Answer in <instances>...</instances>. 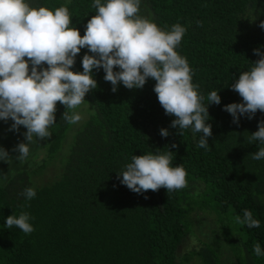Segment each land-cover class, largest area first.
Instances as JSON below:
<instances>
[{"label": "trees", "instance_id": "obj_1", "mask_svg": "<svg viewBox=\"0 0 264 264\" xmlns=\"http://www.w3.org/2000/svg\"><path fill=\"white\" fill-rule=\"evenodd\" d=\"M26 2L53 11L66 6L69 26L81 36L95 15L94 0ZM138 14L164 31L184 26L175 51L187 59L192 83L199 85L205 104L207 95L219 90L221 104L208 106L209 148L197 147L200 134L194 139L190 130L180 135L169 127L173 117L158 103L155 81L142 89L120 85L113 93L103 70H94L97 88L85 103L67 110L57 102L51 137L31 146L37 164L0 182V264H264V256L253 253L256 243L264 250V160L251 158L261 145L248 143L264 114L241 117L237 127L222 111L241 102L228 86L253 67L254 49L264 52V30L258 26L264 0H141ZM86 52L77 55L72 71L82 72ZM64 111L83 118L69 124ZM2 123L0 147L13 157L26 129L2 132ZM162 128L169 131L167 138L159 135ZM168 150L172 166L182 165L188 174L186 188L136 194L117 180L133 155ZM28 187L36 191L30 201L21 195ZM245 209L260 221L258 228L235 222ZM21 212L31 217L29 235L4 226L9 215ZM191 236L196 245L182 250Z\"/></svg>", "mask_w": 264, "mask_h": 264}, {"label": "clouds", "instance_id": "obj_2", "mask_svg": "<svg viewBox=\"0 0 264 264\" xmlns=\"http://www.w3.org/2000/svg\"><path fill=\"white\" fill-rule=\"evenodd\" d=\"M141 0H94L95 15L85 25L83 36L72 23L69 9L57 7H31L26 0H0V121H12L8 131L18 133L19 142L12 152L14 159L23 164L30 156L31 146L51 137L49 129L55 124L56 105L75 110L85 103L86 94L97 88L93 71L103 70L104 81L111 84L115 93L118 86L125 89H142L146 82L155 81L153 92L164 114L173 117L169 127L190 130L198 148L207 150L212 136L209 105H220L219 90L205 97L192 83V69L185 57L175 51L186 32L177 23L169 31L161 30L154 22L140 16ZM264 30V21L259 23ZM82 49L87 52L81 59L82 72L71 69ZM258 59L253 67L239 74L228 87L241 98L239 103L225 105L222 111L232 117L239 127L241 117L251 120L259 111L264 114V52L253 50ZM75 111H64L62 119L75 125L82 120ZM162 138L169 136L167 129H160ZM258 142L261 147L251 158L264 160V120L257 124V131L248 137V143ZM172 144L171 148H176ZM168 149V148H167ZM13 160L9 152L0 147V161ZM173 152L133 155L131 162L117 174V180L136 194L156 192L163 188L167 193L188 186L187 172L182 165L172 166ZM0 173V182L7 179ZM197 193H194V195ZM21 195L26 201L36 196V191L25 188ZM145 199L148 197L145 196ZM27 212L9 215L6 228L14 226L25 235L34 231ZM235 222L249 229L258 228L260 221L245 209ZM257 257L264 256L259 243L253 247Z\"/></svg>", "mask_w": 264, "mask_h": 264}, {"label": "rangeland", "instance_id": "obj_3", "mask_svg": "<svg viewBox=\"0 0 264 264\" xmlns=\"http://www.w3.org/2000/svg\"><path fill=\"white\" fill-rule=\"evenodd\" d=\"M11 123V120L10 122ZM8 123H2V126H1V130L2 132H5V130L3 128H8ZM22 135V133H21ZM21 135H19V137H21ZM20 142H24V141H20ZM42 142H38L36 145L39 146ZM18 144V141L15 142V145L14 147ZM35 147V149H38V147ZM34 149V148H33ZM33 149L31 150L30 152V156L28 158V160L26 162H24L23 164L19 163L18 161H16L14 159V157L16 156V153L13 152V160L11 162H9L8 164L4 163L0 169V173H3V174H7L9 172V175L7 177V179L10 177V174H13L14 172L18 171L19 169H27V168H30V167H33L35 166L37 163H33V156H34V151ZM39 151V150H38ZM6 179V180H7ZM6 180L2 181V182H5ZM197 241L195 240L194 237H189L188 241L182 246V250H188L190 249L192 246L196 245Z\"/></svg>", "mask_w": 264, "mask_h": 264}]
</instances>
